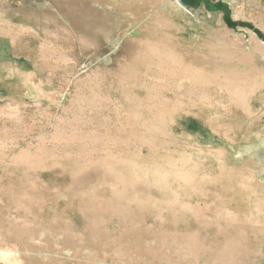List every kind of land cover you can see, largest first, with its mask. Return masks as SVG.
<instances>
[{
	"label": "rangeland",
	"instance_id": "rangeland-1",
	"mask_svg": "<svg viewBox=\"0 0 264 264\" xmlns=\"http://www.w3.org/2000/svg\"><path fill=\"white\" fill-rule=\"evenodd\" d=\"M182 1L0 0V264H264V0Z\"/></svg>",
	"mask_w": 264,
	"mask_h": 264
},
{
	"label": "crops",
	"instance_id": "crops-1",
	"mask_svg": "<svg viewBox=\"0 0 264 264\" xmlns=\"http://www.w3.org/2000/svg\"><path fill=\"white\" fill-rule=\"evenodd\" d=\"M171 8H175V7H169V9H171ZM175 12H176V14L178 15L181 11L179 10V9H173ZM180 11V12H179ZM174 12V13H175ZM165 13L168 15L169 14V11H165ZM170 15V14H169ZM180 15V14H179ZM219 24H221L220 22H219ZM222 27H223V25H222ZM263 27V26H262ZM212 28H215V27H212ZM222 31V34H223V36L224 37H227V38H241L242 39V37H241V35L240 34H234L236 37H232L231 35H228L227 33H230V32H232V31H229V30H227V29H222L221 30ZM241 39H239V41L241 42V43H243V41L241 40ZM251 41H253L252 40V38H248L247 39V42L246 43H248L249 45H251L252 44V42ZM248 46V45H247ZM253 46V45H252ZM252 49L253 50H258L259 52H261V53H263L264 52V44L263 43H261V44H258V42H256V44L252 47ZM254 169V168H253ZM253 169H252V173H254L253 172ZM262 169H263V172H264V166L262 167ZM256 170V169H255ZM255 174H258V170H256V172H255ZM258 185H260L259 183H258ZM262 186V185H261ZM263 187H264V184H263Z\"/></svg>",
	"mask_w": 264,
	"mask_h": 264
},
{
	"label": "bare ground",
	"instance_id": "bare-ground-1",
	"mask_svg": "<svg viewBox=\"0 0 264 264\" xmlns=\"http://www.w3.org/2000/svg\"><path fill=\"white\" fill-rule=\"evenodd\" d=\"M175 1H177V0H175ZM173 3H174V2H173ZM173 3H172V4H173ZM168 6H169V5H168ZM168 6H167V7H168ZM173 6H174V5H173ZM174 7H175V6H174ZM182 7L185 8V9H187V10H188V8H189L186 4H185V6H182ZM176 8H177V7H176ZM171 9H174V8H171ZM177 9H178V8H177ZM179 12H180V11H179ZM180 13H181V12H180ZM198 13H199V12H198ZM198 13H197V14H198ZM173 15H174V14H173ZM168 16H170V15L168 14ZM240 33H241V32H240ZM227 34H228V35H231L232 37H236V36L234 35L233 32H230V33H227ZM241 37H242V35H241ZM239 39H241V38H239ZM251 42H252V41H251ZM256 95H257V94H256ZM259 98H260V97H259ZM261 99H262V98H261ZM258 163H259V162H258ZM254 171L256 172L255 169H253V172H254ZM255 172H254V173H255ZM255 183H256V185H258V181H256Z\"/></svg>",
	"mask_w": 264,
	"mask_h": 264
},
{
	"label": "water",
	"instance_id": "water-1",
	"mask_svg": "<svg viewBox=\"0 0 264 264\" xmlns=\"http://www.w3.org/2000/svg\"><path fill=\"white\" fill-rule=\"evenodd\" d=\"M177 2L181 5V6H185V3L182 1V0H177ZM191 8L189 7L188 8V11L190 10ZM198 12V9L197 8H194V13L196 14Z\"/></svg>",
	"mask_w": 264,
	"mask_h": 264
}]
</instances>
